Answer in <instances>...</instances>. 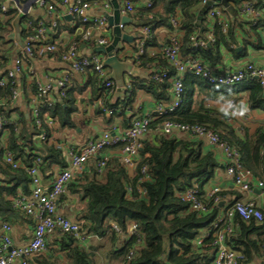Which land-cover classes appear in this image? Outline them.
<instances>
[{"label": "trees", "instance_id": "16d2710c", "mask_svg": "<svg viewBox=\"0 0 264 264\" xmlns=\"http://www.w3.org/2000/svg\"><path fill=\"white\" fill-rule=\"evenodd\" d=\"M260 3L264 4V0H260ZM204 4L203 0H153L151 7L139 8L137 14L140 15L141 25H148L153 34L146 46L155 41V27L165 25L168 21L171 23V18L176 16L179 18L178 29L183 31L180 33L182 56L201 57L207 69L221 73V70L214 69L221 59V46L227 47L236 55H242V52L232 47L237 43V38L235 27L230 21L226 31L221 24H213L215 41L199 49L192 46V35L204 36L210 30L207 15H204L201 26L196 24ZM178 11L181 12L180 17L177 15ZM26 18L34 19L30 14L18 15L16 10L11 9L0 20V75L6 74L7 64L12 57L11 52H8L9 48H5L10 43L9 35L16 25L21 26ZM199 27L202 28L201 33L198 31ZM23 35L21 32V38ZM66 48L67 46L58 44L56 52L61 54ZM146 48L135 60V64L156 70L151 71L148 78L136 79L132 86L134 88L135 85H142L148 90L162 92L165 87L172 86L171 79L176 74V69L169 62L164 49L161 54L149 57ZM37 56L39 55L36 54ZM156 73H164L165 76L156 80ZM83 76H86L84 84L91 86L94 98H102L101 106L96 108L94 116L99 117L104 124L112 123L122 102L125 107L133 100L134 89L125 97L126 100H117L113 97V91L101 86L96 73L88 69ZM183 81V102L175 111L151 122V130H156L155 140L144 142L139 152L138 165L132 174L118 157L123 146L118 143L107 147L106 152L111 156L101 172L95 166L94 177L84 181L80 178L77 184H68L72 192L78 193L80 199L86 201L78 218L74 219L79 222L82 233L104 236L111 229L110 222L114 221L122 230L121 234L126 235L130 222L139 223V233L125 238L121 246L113 249V255L120 264H210L216 251V247L212 245V236L205 237L202 245L197 243V239L203 229L212 225L220 210L219 206L208 200L210 211L198 213L189 208L179 193L193 181L202 186L208 183L221 163L215 151L206 150L204 140L196 135L193 134V138H183L165 134L160 129L163 121L172 120L190 126L201 125L218 132L240 152L244 165L256 176L261 175L264 129H259L253 134L245 131L241 137L237 134L236 127L231 124L230 117L215 107L217 102H227L235 107L242 104V98H246L248 107L264 108V88L259 80L246 78L231 86L215 85L186 72ZM29 86L30 95V92L35 90V82L32 81ZM73 86L72 81L64 98L57 99L51 107L42 106L40 110L42 114L46 113L53 119L59 131L75 127L72 114L78 108L75 98L71 95L75 89ZM242 91L244 94L238 95ZM1 97L3 90L0 88ZM160 99L157 97V100ZM162 99L158 102H167L171 96H163ZM12 102L10 99L3 109L7 120L3 127L6 136L3 140L0 137V219L4 221L11 220L22 212L13 207V199L23 194L21 192L29 191L31 177L27 168L34 163L33 152L40 155L42 161L39 167L44 171L51 170L56 165L62 168L67 166L64 151L57 147V141L53 137V126L47 121L44 122L47 138L35 142L33 135L40 133L41 129L37 127L32 114L30 118L24 113H20L22 119L12 118V113L18 112L14 110L16 106ZM106 109H113L114 113L107 115ZM3 146L11 151L15 160L22 162L20 167L14 168L6 162ZM142 166L147 168L144 174L141 172ZM129 189L132 192L130 196ZM221 197L223 199V191ZM235 221L236 226L227 241L242 255V263L250 264L256 258L264 260V209L262 220L247 221L237 216ZM111 230L113 231L109 240L113 245L118 237L116 231ZM56 232L63 236L59 249L50 248L49 253H36L31 264H94L92 251L80 245L73 236L58 230Z\"/></svg>", "mask_w": 264, "mask_h": 264}, {"label": "built area", "instance_id": "2783aa9c", "mask_svg": "<svg viewBox=\"0 0 264 264\" xmlns=\"http://www.w3.org/2000/svg\"><path fill=\"white\" fill-rule=\"evenodd\" d=\"M59 1L66 7L64 12L58 10L53 0H36V4L39 7L46 9V13L50 16L49 21L44 18H26L19 26L24 34L23 37L21 38L20 33L19 39L13 37L11 40L14 48L12 61L6 69V74L0 75V88L3 90V97L0 98V137L2 140L6 136L5 128H3L7 121L3 111L6 103L11 99L15 105L25 93L22 77L26 72L29 76H34L35 69L33 64L36 54L45 55L57 51L58 43L55 40V34L58 32L60 21L64 16H70L75 21H78L84 26V29L79 35L80 38L75 37L60 54L61 60L65 63L63 72L59 75L47 74L43 81L34 80L36 87L30 95L29 104L36 125L41 129L40 133L37 134V140L41 142L47 138L44 122L47 121L51 126L54 124L53 119L48 114L40 112L42 106L51 107L57 99L61 100L64 98L77 74L85 75L90 69L97 74L102 87L109 88L110 91L117 87V81L111 76L109 67L104 63L106 56L94 52L87 53L86 49L82 50L83 44L87 42H92L96 46H109L111 44L112 40L106 35V32L108 29L113 28L108 21L111 15L108 9L111 7L112 0H105L103 12L93 16L89 15L88 11L92 4L98 0ZM203 2H206V0H203ZM152 5L153 0H146V7H151ZM120 8L121 13H127L133 11L135 6L130 0H127ZM11 9L16 10L18 15L29 14L27 10L17 3H5L0 0V20ZM226 11L227 9L224 6L213 0L206 13L210 30L204 36L192 35L190 39L193 47L199 49L215 41L212 31L214 23L221 24L223 30L226 31L228 24ZM239 13L244 17H253L255 22L256 18L264 13V5L256 6L255 2L244 3L239 8ZM171 23L178 29L179 18L173 16ZM117 25L123 31L125 25L121 21ZM137 33L139 37L133 57L134 60L143 54L148 41L153 36L148 25L138 27ZM164 51L169 62L176 69V74L171 79L172 95L169 101L157 102L153 111L149 114L135 115L130 125L119 132L114 126L102 131L97 136L88 137L79 145H70L67 148V166L56 173L48 186L42 182L39 167L42 161L41 157L37 152H33L34 163L27 168V172L31 177L30 193L28 195L20 194L13 199V207L32 218L34 222L33 234L27 244L19 247L14 246L11 236L12 225L9 222L3 223L0 232V264H29L32 256L47 249L48 235L57 230L67 233L77 240H85L86 234L82 233L79 222L58 211L57 202L59 197L65 192L66 187L74 179L76 173L84 168L89 159L96 158V167L101 172L111 156L106 152L107 147L111 145L123 144L118 157L128 171H133L138 165L139 152L145 142L143 137L151 130V122L156 118L175 111L183 102L185 94L183 75L186 72L193 73L209 84L225 86L235 85L246 78H256L264 88V66L257 65L254 62H247L243 67L235 71L216 73L203 65L201 57L184 58L181 54L180 32H175L172 35L168 44L165 45ZM163 76H165L164 73H156L154 78L161 80ZM132 82L129 80L123 83L128 94L132 90ZM105 113L112 115L114 110L106 109ZM160 129L165 134L179 131L205 137L212 146L220 151L223 165L232 178L234 188L241 192L252 194L256 191L254 198L248 200L234 199L224 203L221 197L222 190L219 186L206 189L203 187L204 185L202 186L199 182L193 181L188 188L179 193L180 198L188 203L189 208L198 213L210 211L208 200H211L220 208L212 225L203 229L197 239V243L202 245L205 237L212 236V245L216 247V251L210 264H243L242 255L234 250L227 240L236 226L235 219L237 216L247 221L250 219H263L264 148L261 151V175L256 176L251 169L244 165L240 152L230 142L223 139L218 132L208 127L201 125L190 126L172 120H165L162 122ZM3 147L5 148L4 157L6 162L14 168L20 167L22 162L15 160L11 151L5 146ZM57 147L63 149V145L60 142L57 143ZM146 170V166H142L141 172L143 174L146 173ZM146 178L149 179L148 177ZM128 195H132L131 189L128 190ZM222 202L223 204L220 206ZM109 225L111 229L122 233L116 222L111 221ZM139 227V223L133 221L128 226V237L138 234ZM250 264L257 263L254 260Z\"/></svg>", "mask_w": 264, "mask_h": 264}, {"label": "crops", "instance_id": "0c3cea01", "mask_svg": "<svg viewBox=\"0 0 264 264\" xmlns=\"http://www.w3.org/2000/svg\"><path fill=\"white\" fill-rule=\"evenodd\" d=\"M56 4L58 10L64 12L65 6L61 4L59 0H53ZM119 3V9L121 12V8L127 0H117ZM134 6L135 11L121 13V15H129L135 22L134 23H127L124 26L123 31L129 34L134 35L137 33L138 27L141 26V18L140 15L137 14L139 8L145 6L146 0H130ZM5 3H17L21 5L25 10L29 12L31 16L34 18H44L45 20L49 21V14L46 13V9L39 7L36 4V0H4ZM105 0H98L92 4V7L89 9V15H99L103 12V3ZM255 2L257 5H264L260 3V0H233L230 1V6L234 7L237 14L234 11H229L227 9L226 16L228 21H230L235 27V36L237 38V43L234 44L232 47H235L238 52H242V55H236L227 47L221 46V59L216 65L214 69L221 70L222 72L228 73L230 71H235L244 66L247 62H254L257 65L264 66V13L256 18L254 22L253 17H244L239 13V8L244 3ZM223 6V5H222ZM160 7V6H159ZM114 4L112 2L111 7L108 11L111 13L110 16L114 14ZM207 13V12H206ZM181 12L178 11L177 15L180 17ZM206 15V14H205ZM210 27V25L208 24ZM84 26L75 21L73 18L69 16H64V18L60 21V26L58 32L55 34V40L58 44L63 46H68L70 42L76 37L81 35L83 32ZM22 29L19 27V24L16 25L13 32L9 35L10 43L5 46L6 49L9 48V53L13 56L14 48L12 47L11 40L13 37L19 39L20 33ZM199 33H201V28H198ZM175 32L183 33L182 29H177L176 27L172 26L171 23L168 21L165 25H158L155 27V41L151 44L146 46L147 55L149 57H155L157 54H161L163 51L165 44ZM109 38L112 40L111 44L114 41V33L113 28L108 29L106 32ZM137 39L134 41V45L127 42H123L122 45L124 46L123 51L120 52V57H134L136 46H137ZM110 44V45H111ZM82 50L86 49L87 53H91V50L96 46L92 42H87L83 44ZM12 61V57L10 58L7 67ZM134 66L138 67L135 63ZM6 67V69H7ZM33 68L35 69V74L33 77L29 76V74H24L22 77V84L25 87V93L23 96L18 99L15 104L14 110L18 112L12 113V118H21L20 113H24L27 118L31 117V109L28 98L29 95V84L34 81L35 79L45 80V76L47 74L50 75H59L63 72L65 68V63L61 60L60 52H54L51 54L39 55L35 57ZM140 69L139 77L137 78H123V81H136V79H145L148 78L151 71H155L156 69L153 67H138ZM112 72L111 68H109ZM86 76L77 74L73 79L74 90H72L71 95L75 98V105L77 106V110L73 112L72 118L75 122V127L73 128H65L63 131H59L57 125L53 124V137L58 142L63 145V151L65 154L66 162L68 164V157H67V148L70 145H79L83 143L88 137L90 136H97L102 131L106 129H110L112 127H116L117 131H121L128 127L131 123L132 118L137 115H146L153 111L156 103L160 100H163V96H171L172 95V87L167 86L165 87L162 92L155 91L153 89H147L145 86L142 85H135L132 90L134 89V96L133 100L130 104L125 105L122 102L120 105V110L117 111V114L114 115V120L110 124H104L99 117L95 118L94 111L96 108H100L101 106V97L94 98L92 93V88L90 85H85ZM123 82V83H124ZM132 82V83H133ZM133 85V84H132ZM171 85V83H170ZM117 88V87H116ZM116 88L113 91V97L115 99H122L126 100L125 97L128 96V91L126 90L125 93H116ZM131 90V91H132ZM244 94V91L238 93V95ZM159 95V96H157ZM29 96V97H28ZM157 97H160V100H157ZM242 104H238L235 107L230 106L227 102H217L215 107L218 111L227 114L230 117V122L236 127L237 134L241 137L244 136L245 131H248L249 134H253L259 129H264V108H250L248 107V103L246 102V98H242ZM12 104V103H11ZM243 112L241 115L240 113ZM33 117V116H32ZM22 119V118H21ZM127 125H126V122ZM51 126V127H52ZM172 134L177 135L183 138H193L194 135L191 133H183L179 131H175ZM156 137V130H150L149 133L144 135V141L153 142ZM197 138H201L204 140L205 149H212L218 156V159L221 163L220 167L215 172L213 179H211L208 183H206L203 187L209 189L213 186H219L223 191V201L224 203H228L234 199H243L248 200L250 198H254L256 196V191L254 194L241 192L238 189L234 188L233 181L231 176L226 172L225 167L223 165V158L220 151L212 146L209 141L203 136H197ZM34 141L37 140V134L33 135ZM39 142V141H38ZM96 166V158H91L86 163L84 168L77 172L74 179L71 183L77 184L78 179L81 178L82 181L94 177L93 169ZM61 166H54L51 170H42L40 169L42 182L44 185L48 186L51 184L54 176L56 175L59 170H61ZM133 171H129L132 174ZM100 175V174H99ZM1 177V173H0ZM93 179V178H92ZM1 183V182H0ZM23 194H29L30 188L28 192H21ZM258 194V193H257ZM86 201H82L80 196L76 192H72L69 186L66 187L65 192L59 197L57 202L58 211L66 215L71 219L78 218L79 214L82 211ZM5 222H9L12 225L11 236L13 239L14 246H23L29 242L33 234V227L34 222L32 218L24 212H19L16 216L12 217L11 220L4 221L0 219V232L2 230V225ZM130 222L128 225H130ZM111 229L107 231L104 236H96L92 233H88L84 241L77 240L78 243L84 246L87 250L93 252V261L94 264H120L119 260L115 259L113 255V249H117L119 246L122 245V242L125 238L128 237L126 234H121L116 232V236L118 240L112 245L109 240V236L111 235ZM56 232V231H55ZM53 232L48 235V246L43 253L51 252L50 248L52 249H59L60 240L62 234L59 232ZM63 237V236H62ZM54 252V251H53ZM55 254V252H54ZM58 255L62 256L58 253ZM33 257V256H32ZM32 257L30 258V263Z\"/></svg>", "mask_w": 264, "mask_h": 264}, {"label": "water", "instance_id": "95a60500", "mask_svg": "<svg viewBox=\"0 0 264 264\" xmlns=\"http://www.w3.org/2000/svg\"><path fill=\"white\" fill-rule=\"evenodd\" d=\"M218 2L219 4L223 5L226 9L229 11H234L235 14L236 10L234 7L230 6V1L233 0H214ZM115 10L114 14L112 16H109V24L113 27V33H114V41L113 44L109 46H95L91 52L94 53H100L106 56L105 58V65L109 68H111V76L117 81V88L116 93H125L126 87L123 85V78L126 76V78L132 77L137 78L139 77L140 69L136 66H134V58L126 56V57H120V52L123 51L124 46L122 45L123 42H127L134 45V41L136 38L139 37L138 33H135L134 35L129 34L127 32L122 31V29L117 25L120 21L125 25L127 23H134L136 22L129 16V15H121L120 9H119V3L117 0H112ZM213 2V0H206L205 4L203 5L200 14L197 17L196 24L198 26H201L202 20L204 15L206 14L207 10L210 7V4ZM70 17V16H69ZM71 18V17H70ZM202 32V28H201ZM223 202L220 204L222 206ZM255 262L257 264H264V260L262 259H255Z\"/></svg>", "mask_w": 264, "mask_h": 264}, {"label": "clouds", "instance_id": "9594fccd", "mask_svg": "<svg viewBox=\"0 0 264 264\" xmlns=\"http://www.w3.org/2000/svg\"><path fill=\"white\" fill-rule=\"evenodd\" d=\"M241 115L243 114V112L240 113Z\"/></svg>", "mask_w": 264, "mask_h": 264}]
</instances>
